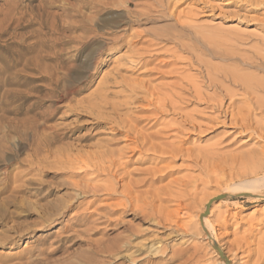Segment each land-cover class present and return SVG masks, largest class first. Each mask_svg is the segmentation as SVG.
<instances>
[{"label": "rangeland", "instance_id": "1", "mask_svg": "<svg viewBox=\"0 0 264 264\" xmlns=\"http://www.w3.org/2000/svg\"><path fill=\"white\" fill-rule=\"evenodd\" d=\"M260 64L264 0H0V264H38L79 219L78 240L104 229L149 264H222L199 215L224 195L218 178H264ZM128 128L167 153L116 157L113 178ZM121 177L137 205L154 201L143 220L123 216L133 235L112 214ZM209 210L227 259L264 264V199L227 196Z\"/></svg>", "mask_w": 264, "mask_h": 264}, {"label": "bare ground", "instance_id": "2", "mask_svg": "<svg viewBox=\"0 0 264 264\" xmlns=\"http://www.w3.org/2000/svg\"><path fill=\"white\" fill-rule=\"evenodd\" d=\"M30 64H28V66ZM256 70L264 73V64L257 65ZM225 77L229 78L234 84L239 85L240 88L243 90V92L251 94V93H254V91H257L258 87L254 86L250 82V80H251L250 76L238 75L235 72L231 71V72L226 73ZM52 80H53V78H52ZM263 89H264V87H263ZM225 94H226L225 96H227V98L229 100L232 99V97H233L232 93L226 91ZM217 106L220 108L221 104L219 103ZM246 116L247 115H244V114L240 113V111H239V113L237 115L235 114V116H231V117L234 118V121L238 120V122L243 124L244 122H246ZM126 125H127V123L124 125L123 128H125ZM135 130H133L132 128H128V130L126 132L128 134L127 137L130 138L129 142L131 144H129V145H131V146L128 145L124 149H121L119 152H117V154L114 158H113V155H111L112 158L110 157L111 159L109 161V168H112L114 171L113 172V178H116V175L118 173L117 170L121 169L122 166L124 165V163H119V160H121V159L117 160L116 157L123 158V157H126L127 156L126 154H128V153H134L137 151L141 152L145 148H146V151H149L151 153H157V154L158 153H161V154L167 153L164 149H162L163 146H161V144L153 145V143L152 144L149 143L151 141L152 137L145 136V135H138ZM249 156H251V155H249ZM253 157L252 156L250 157V161H251L250 165L252 166V164H253L254 166H256V164H258V162H260V161L258 158L254 159ZM246 161H247V159H246ZM252 169H253V167H252ZM236 171H238V170H236ZM253 171H254V169H253ZM253 171H252V173H253ZM248 175H250V174H248ZM245 177H246L245 173H243V174L236 176V177L230 176V179H227L228 181H226V180L222 181V179H220V178H218L217 180L219 181L220 184L225 186L224 195H227L228 198L240 197V198H244L245 201L249 202V203H255L259 199H264V192H261L262 190L264 191V178H258V177L253 178L252 177L250 179V177H248V179H246ZM124 180L125 179L123 177H121L120 180L116 181V185L119 184V187H121V191L120 192L118 191L119 192L118 195L121 197V200L118 202L117 205H115L116 209L113 211L111 210V211H112V214H115L117 216V219H115L116 220L115 226H119V229H123V231H130V233L132 234V231L129 229L130 227L124 226L121 223L123 216L126 214L127 211H131L134 214L132 219L138 218V219L143 220L149 214V212H148L149 210H148V208H146L147 205L153 203L154 201L147 202V200L149 198L148 197V198H145L144 201L142 200L141 205H137L136 203H138L140 200L138 201V199L133 196L134 192H136L135 191L136 186L134 185V183H131V182H129V184L125 187H124V185L120 186V183H123ZM141 182H146V181L142 180ZM138 183L139 182H137L136 185ZM116 185H111V188L108 187V188H105L103 190L107 191V192H111V191L117 192V189L114 187ZM145 194H147V193H145ZM159 194L160 193L155 192V196L154 197L152 196L153 199L157 198L159 196ZM210 201H211V199H210ZM210 201L207 202L204 212L199 215L200 227L206 233V237L208 239V242H209L210 246L212 247V249H214L216 254L219 255L218 251H220L222 253L223 257L219 255V257L222 259V264H233L231 260L227 259L224 256V254L221 250V247L218 245L217 238H216L215 233H214L213 225L210 222L209 216H208L210 213V210L209 209L207 210V205H209ZM225 201H228V200L226 199ZM156 202H158V201H156ZM70 207H72V206H70ZM150 210H151V208H150ZM205 212L207 214L203 215ZM109 221H110L109 219H106L105 222L108 223ZM167 221H169V220H167ZM83 223H84V219H79L74 225H71L69 230L72 233L69 235H66V236L58 237L57 241L55 242V243H57L55 248H53L49 252L43 253L42 256L40 254V256L42 258L41 259L39 258V260H35V261H37L38 264H149L150 263L149 262L150 256L148 257L147 255L142 254L144 252V250H142V247L137 248V249L135 248L136 250L134 252H131V250L134 248V246L132 245L133 242L130 238L125 237L126 239H123V241L122 240L116 241L113 244L106 243L108 241L105 242L104 237L108 232L105 231L104 229H98L95 231L96 235L101 236V238H99L97 240H93V239L89 238L90 236L86 237V239L83 241L80 239L78 240L77 235H79L80 233L78 234V231L74 230V227L77 225L83 224ZM165 226H167V225H165ZM175 226L177 227V225H175ZM163 227L164 226H162V228ZM171 229H173V228H171ZM171 231H173V230H171ZM172 233H174V232H172ZM175 233H176V231H175ZM80 245H85V246H87L88 249L85 251H80L79 250ZM74 246H77V248L73 249ZM71 249H73V250L70 251ZM55 254H60L59 258L58 259L56 258V259L51 261L50 256L55 255Z\"/></svg>", "mask_w": 264, "mask_h": 264}, {"label": "water", "instance_id": "3", "mask_svg": "<svg viewBox=\"0 0 264 264\" xmlns=\"http://www.w3.org/2000/svg\"><path fill=\"white\" fill-rule=\"evenodd\" d=\"M226 197H227V195H220V196L216 197L215 199H213L212 201H210L209 205H207V210L209 209V206L211 205V203H212L213 201L223 200V199H225ZM207 212H208V211H207ZM205 214H207V213L205 212L203 215H205ZM218 252H219V255L223 257L222 253H221L220 251H218Z\"/></svg>", "mask_w": 264, "mask_h": 264}]
</instances>
